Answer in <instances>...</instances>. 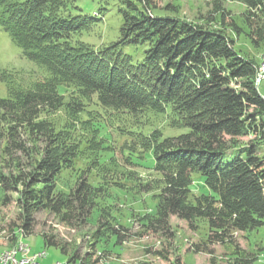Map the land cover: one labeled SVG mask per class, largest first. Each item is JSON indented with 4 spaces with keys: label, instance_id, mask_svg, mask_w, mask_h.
Masks as SVG:
<instances>
[{
    "label": "trees",
    "instance_id": "trees-1",
    "mask_svg": "<svg viewBox=\"0 0 264 264\" xmlns=\"http://www.w3.org/2000/svg\"><path fill=\"white\" fill-rule=\"evenodd\" d=\"M73 1L0 0V28L23 57L51 74L30 90L8 87L0 95V188L3 203L7 194L16 195L21 235L32 233L40 211L67 225L86 221L93 202L90 185L82 181L63 197L56 181L80 145L100 146L110 154L102 146L109 129L127 137L120 148L127 151L126 163L142 166L147 156L152 160L157 177L139 183L157 199L154 216L139 220L144 231L170 238V218L191 229L204 221L206 240L194 251L210 255L215 245H233L235 233L262 227L264 97L257 89L258 62L235 50L226 30L240 35L243 29L234 19L225 23L229 13L223 4L245 8L240 15L245 35L259 48L264 0H206L213 18L204 25L163 14L153 0H112L121 17V39L84 56L73 53L71 36L96 18L73 14ZM7 76L0 71V81ZM122 114L129 122L112 116ZM160 117L184 132L164 137L155 126ZM113 163L107 155L93 165L110 171ZM193 173L202 178L206 193H192ZM121 231L127 234L111 230L119 243L130 237L127 229ZM41 237L45 246L67 254L53 237Z\"/></svg>",
    "mask_w": 264,
    "mask_h": 264
},
{
    "label": "rangeland",
    "instance_id": "rangeland-1",
    "mask_svg": "<svg viewBox=\"0 0 264 264\" xmlns=\"http://www.w3.org/2000/svg\"><path fill=\"white\" fill-rule=\"evenodd\" d=\"M153 3L156 8L162 9L159 12L187 23L204 25L213 18V14H210L211 7L206 0H153ZM59 6L55 5L54 9L62 10L63 7ZM72 6L73 14H87L96 18L94 23L72 34L73 53L84 56L89 50L95 54L121 39V17L112 0H76L72 2ZM223 7L225 12L229 13L225 16V23H229L231 18L243 29L240 35H236L230 29L226 30L233 39L235 50L258 62V68H263L264 43L259 48H254L247 39L245 35L247 30L240 18L245 8L233 2H225ZM53 15L55 13L51 10V16ZM210 23L213 28L219 26L215 22ZM0 71L9 74L0 81L1 97L7 94L8 87L30 90L32 83L51 75L48 70L46 72L23 57L21 50L12 43L2 28ZM66 85L63 83V86ZM257 89L264 97V78ZM69 90L68 87L67 91L70 92ZM112 116L116 118L119 116L118 119L122 118L124 121L126 119L128 121L129 118L127 114ZM155 126L164 137L177 136L184 132L182 129L170 127L169 120L165 117H160ZM108 131L110 139L102 146L107 145L110 154L102 152L100 146L89 148L84 144L80 145L75 160L61 172L56 181L57 191L63 197L72 193L82 181L90 185L93 202L86 221H74L73 225H67L53 214L40 211L34 217L32 233L21 235V217L15 203L16 195L7 194L9 201L3 203L5 193L0 188V251L12 248L16 241L13 238L16 237L19 243L30 248V255L44 252L45 257L38 259L40 264H171L176 259H179L181 264H264V225L247 233H235L233 245H215L211 247L210 255L194 251L196 245L201 247L206 240L207 228L204 221H195L194 228L191 229L184 221L172 217L170 238L144 231L139 220L145 215L154 216L157 199L154 196L155 191H143L139 183H148L157 177L151 169L152 160L147 156L142 161V166L126 163L124 159L127 157V151L120 148L127 137L112 129ZM108 131L104 133L107 134ZM249 139L242 138L241 141L246 143ZM0 146L2 148L3 143L0 142ZM107 155H112L115 160L110 171L93 165L98 156ZM3 171L7 172L6 169H2ZM192 181L190 188L194 195L206 193L199 174L193 173ZM112 229L121 233H124L121 229H127L130 237L119 243L111 233ZM42 234L53 237L54 242L62 246L67 254L62 253L59 247L45 246ZM157 252H162L167 259H163ZM20 256L19 254L18 258ZM71 258H74L73 262L68 263Z\"/></svg>",
    "mask_w": 264,
    "mask_h": 264
},
{
    "label": "bare ground",
    "instance_id": "bare-ground-1",
    "mask_svg": "<svg viewBox=\"0 0 264 264\" xmlns=\"http://www.w3.org/2000/svg\"><path fill=\"white\" fill-rule=\"evenodd\" d=\"M263 68H264V66H263ZM262 72L264 73V69L262 70ZM263 73H261L260 75L258 74V76H257V84H259V82L264 78L263 77ZM17 244H19V242ZM29 249L30 248L27 245H24V244H22V248L21 247H17V245H15L11 249L0 251V256H2L3 254H12V258H14V259H24L25 258V250H29ZM19 254L21 255L20 258H18ZM35 254L43 255V257H45L44 252H38V253H35ZM0 264H17V263L6 262V263H0ZM19 264H31V260H22Z\"/></svg>",
    "mask_w": 264,
    "mask_h": 264
},
{
    "label": "built area",
    "instance_id": "built-area-1",
    "mask_svg": "<svg viewBox=\"0 0 264 264\" xmlns=\"http://www.w3.org/2000/svg\"><path fill=\"white\" fill-rule=\"evenodd\" d=\"M264 68H258L257 73L260 75L262 73V70ZM260 83V82H259ZM17 247L22 248V244H16ZM44 258L43 255H37V254H32L30 255V249L25 250V258L24 259H14L12 258V254H3L0 256V263H6V262H13L19 264L22 260H31V264H40L38 262V259Z\"/></svg>",
    "mask_w": 264,
    "mask_h": 264
}]
</instances>
